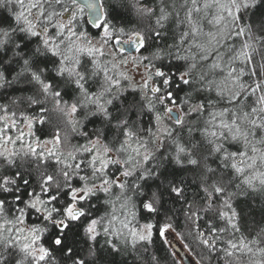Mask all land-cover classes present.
Here are the masks:
<instances>
[{
    "label": "snow or ice",
    "instance_id": "6c2138e0",
    "mask_svg": "<svg viewBox=\"0 0 264 264\" xmlns=\"http://www.w3.org/2000/svg\"><path fill=\"white\" fill-rule=\"evenodd\" d=\"M262 4L0 0V89L21 92L0 103V264H96L101 236L115 264L168 200L206 221L196 239L222 264H264V228L245 235L234 203L264 197ZM50 112L65 130L41 139Z\"/></svg>",
    "mask_w": 264,
    "mask_h": 264
},
{
    "label": "trees",
    "instance_id": "16d2710c",
    "mask_svg": "<svg viewBox=\"0 0 264 264\" xmlns=\"http://www.w3.org/2000/svg\"><path fill=\"white\" fill-rule=\"evenodd\" d=\"M3 14L7 15L6 12ZM261 14H264V4L260 5L257 9V16H260ZM116 19L129 27H145L148 24L147 20L139 21L135 17L121 18L117 16ZM92 32L94 35L96 34L95 30H92ZM167 42L171 43L172 40L169 38ZM144 54L146 55L147 52ZM19 95H21L19 86L0 89V103H9L11 99L18 97ZM129 99H131V96H129ZM37 111L38 109H34L31 114H35ZM57 127L61 129L62 133L64 132L65 126L61 118L58 117L56 113L50 112L48 113V123L44 125H36V128L38 129L37 135L40 136L41 139L50 137L55 133ZM93 127L94 124L89 123L85 130L90 131ZM71 142L73 144L78 142L83 143V140L74 138ZM213 167H215V165H213ZM180 176L181 178L186 177L189 181L193 179L191 172L180 173ZM230 190L235 191L234 188ZM188 193L190 200L195 197L197 201H199V196L196 195V189L194 186L189 187ZM199 195L202 196L203 193H200ZM93 203H95V201ZM234 203L236 204L238 211L241 213L240 227L245 235H255L261 228H264V197H253L252 195L237 197ZM167 206L168 208H171L172 211L169 212L167 216L161 215L158 222L154 221L156 227L153 231L152 242H142L137 246L135 251H132L131 246H129L127 254H120L115 257V264H151L152 256L157 258L158 264H174V261H179L176 256H173V250L169 243L166 244L164 242L167 240V236L160 237L159 235V227L166 222L170 223L172 228L179 233L182 241L189 245V250L192 254L199 260L202 259L203 264H222L215 253H209L208 250L196 239L198 230H206V221L199 220L195 223L189 221L182 210L183 206L179 203L174 204L171 200H168ZM104 211V207L99 205L96 214H102ZM209 215H211V213H209ZM96 246L101 250V255L104 257L103 259H98L96 264H112L113 257L107 255V251L104 248L103 236L98 239ZM144 247H147L148 249L147 255L143 254ZM77 248L82 249L83 251H81V255L86 256L87 245H85L83 241L78 242ZM55 256L59 264H70V261L60 260L59 253H55Z\"/></svg>",
    "mask_w": 264,
    "mask_h": 264
},
{
    "label": "rangeland",
    "instance_id": "374dc122",
    "mask_svg": "<svg viewBox=\"0 0 264 264\" xmlns=\"http://www.w3.org/2000/svg\"><path fill=\"white\" fill-rule=\"evenodd\" d=\"M129 75L135 76L136 80L140 79V77L138 75H135V73L132 71H129ZM165 235L167 236L166 239L169 242V245L172 248L173 252H178L180 254L179 256H176L178 260H180L182 257L183 264H196V261L199 259L192 254L189 248L186 249L184 247L185 243L182 241L178 232L171 228L167 231V233H165Z\"/></svg>",
    "mask_w": 264,
    "mask_h": 264
},
{
    "label": "water",
    "instance_id": "95a60500",
    "mask_svg": "<svg viewBox=\"0 0 264 264\" xmlns=\"http://www.w3.org/2000/svg\"><path fill=\"white\" fill-rule=\"evenodd\" d=\"M185 260H186V258H185Z\"/></svg>",
    "mask_w": 264,
    "mask_h": 264
}]
</instances>
